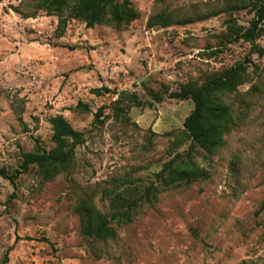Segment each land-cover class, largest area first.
Returning a JSON list of instances; mask_svg holds the SVG:
<instances>
[{"label": "rangeland", "instance_id": "374dc122", "mask_svg": "<svg viewBox=\"0 0 264 264\" xmlns=\"http://www.w3.org/2000/svg\"><path fill=\"white\" fill-rule=\"evenodd\" d=\"M118 1L134 21L87 28L73 19L60 27L36 0H0V172L13 178L0 174V264H264V52L237 39L253 18L248 0ZM158 15L170 25L148 27ZM254 45L264 51V34ZM237 64L241 85L219 96L233 124L214 153L190 151L183 123L194 105L164 93ZM100 88L110 92L93 93ZM58 115L83 134L69 169L48 182L35 166L16 175L22 153L53 148ZM189 152L204 178L156 181ZM152 185L151 204L129 224L112 223V239L82 235L81 200L110 218L111 199Z\"/></svg>", "mask_w": 264, "mask_h": 264}, {"label": "trees", "instance_id": "16d2710c", "mask_svg": "<svg viewBox=\"0 0 264 264\" xmlns=\"http://www.w3.org/2000/svg\"><path fill=\"white\" fill-rule=\"evenodd\" d=\"M245 7H249L253 13L250 26L240 31L237 39L252 44V50L260 55L264 52L254 45V40L264 34V0H248L243 2ZM36 10L44 11L48 15L56 16L59 19L60 27L66 26L68 20L73 19L85 24L87 28H93L96 25L107 23L116 28L128 25L137 18L135 10L128 1L119 2L118 0H36ZM161 26L163 28L170 25L168 17L158 15L151 18L148 27ZM245 69L241 64L230 68L221 75L214 77L202 86L187 84L178 91L164 94L169 99L191 100L194 108L185 118L183 126L184 131L189 138L191 145L197 146L206 153H214L222 144L224 134L233 124L229 107L224 105L219 96L225 93H232L237 90L242 83ZM110 92L109 89H94L93 93L102 95V92ZM120 95H128L121 93ZM152 101L160 103L163 101V93H152ZM132 104L136 107L143 106V103L136 101V98L130 96ZM77 109L83 112H89L86 105L79 103ZM103 114V109H98L95 118L98 120ZM51 142L53 148L49 151L42 149L38 143L35 151L31 153H22L20 170L17 174L25 173L30 166L37 168L42 181L48 182L55 179L60 174L66 172L71 166L75 149L83 144V134L74 130L63 116L52 117ZM188 160L182 162L179 157L166 163L161 171L155 175L156 181L165 187L175 185H190L200 178H204L205 171L192 162L190 152ZM5 178L13 180L12 177ZM156 188L152 185L148 187L140 196H132L129 190L118 194L110 200V218H107L95 209L90 199L81 200L76 213L80 219L82 235L92 237L97 240H108L115 236V229L111 226L125 225L132 222L135 210L141 204H151V192ZM6 262L7 256L4 257Z\"/></svg>", "mask_w": 264, "mask_h": 264}]
</instances>
